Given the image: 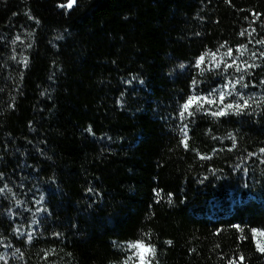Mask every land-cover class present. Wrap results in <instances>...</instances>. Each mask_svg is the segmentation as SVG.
<instances>
[{"label":"trees","instance_id":"trees-1","mask_svg":"<svg viewBox=\"0 0 264 264\" xmlns=\"http://www.w3.org/2000/svg\"><path fill=\"white\" fill-rule=\"evenodd\" d=\"M67 3L0 0V264H264V0Z\"/></svg>","mask_w":264,"mask_h":264},{"label":"snow or ice","instance_id":"snow-or-ice-1","mask_svg":"<svg viewBox=\"0 0 264 264\" xmlns=\"http://www.w3.org/2000/svg\"><path fill=\"white\" fill-rule=\"evenodd\" d=\"M76 0H68V3L66 5H63L65 7L71 8L74 4H75ZM241 35H244V32L240 33ZM259 43H264V41H258ZM221 47H223V45H221ZM242 48L244 46H241ZM231 53V49H229L228 52H226L224 55H228L230 56ZM243 54V53H241ZM206 56H210L212 58V60H215V53H211V52H206L204 54H202L200 57L197 58L196 61V66L199 68L205 61V57ZM233 63H235V60L233 61ZM216 67H219V63H217L215 65ZM227 67H232V65H227ZM239 70V69H238ZM241 79H243L241 77ZM197 83L195 80L193 81V84ZM262 83H264V81H262ZM227 87V85H226ZM205 98L203 97H197V96H190L187 101H185V103L182 105L181 107V111H180V116L183 119L185 116V113H187L188 116H192L194 115L193 111H190L189 109L193 108V106L196 107V111H199L200 108L203 107L202 104H200V101L203 100ZM219 99L221 102L224 101L225 99V94L223 92L220 93ZM207 103H213V101L208 100L206 101ZM247 101H245V103L243 105L240 104H226L224 108L213 112L212 115L213 116H223V115H227L228 111H231L233 109H235V111L237 113H239L240 111L243 110V108L247 107ZM227 110V111H226ZM184 131V139L181 141L185 147H187V131ZM235 146V145H233ZM262 152H264V149H261ZM202 158H207V157H202ZM251 232L253 234V238H255L256 236H261L264 237V231H260L258 229H251ZM171 243V242H169ZM129 248L134 249L135 251L133 252V256H136L138 259V264H150V259L149 257L154 256L155 255V248L150 245V244H146L143 241H136L133 243H130L128 245ZM257 249L258 251H260L261 253H264V245L262 244H257ZM132 257H129V261H131ZM241 260H243V257H240ZM127 264V262H126ZM229 264H235V261H230Z\"/></svg>","mask_w":264,"mask_h":264},{"label":"rangeland","instance_id":"rangeland-1","mask_svg":"<svg viewBox=\"0 0 264 264\" xmlns=\"http://www.w3.org/2000/svg\"><path fill=\"white\" fill-rule=\"evenodd\" d=\"M210 105H212V103H210ZM130 243H126L124 244L122 247H123V250L125 252V255L126 257L124 258L123 260V263L122 264H138V259L136 256H133V252L135 251L134 249H131L128 247ZM129 257H132L131 261H129ZM150 259V264H151V257H149Z\"/></svg>","mask_w":264,"mask_h":264}]
</instances>
